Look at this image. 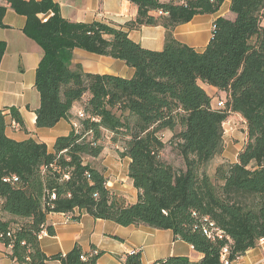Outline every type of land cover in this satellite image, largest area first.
<instances>
[{
	"label": "trees",
	"instance_id": "1",
	"mask_svg": "<svg viewBox=\"0 0 264 264\" xmlns=\"http://www.w3.org/2000/svg\"><path fill=\"white\" fill-rule=\"evenodd\" d=\"M125 1L138 15L124 27L68 22L54 0H6L8 6H0V28L10 7L27 18L24 34L44 53L35 73L36 127L71 122L77 104L85 115L51 152L44 142L10 138L7 116L28 130L16 107L9 114L0 109V243L15 264H96L101 253L85 256L79 245L65 255L47 256L41 249L40 235H55L49 215L76 211L123 227L170 230L204 255L199 262L171 256L154 264H222L225 247L236 262L264 239V0H232L235 19L215 21L203 53L177 41L174 30L197 15L217 13L225 0ZM50 12L47 21L40 18ZM158 26L166 29L162 51L130 38L131 31ZM75 49L121 60L135 75L86 73L71 64ZM5 51L0 42V66ZM201 84L225 92V107H213ZM233 115L246 122L247 140L237 161L218 167L212 179L207 166L222 152L224 125ZM168 132L185 170L163 157ZM121 136V157L131 160L128 177L138 191L134 204L110 190L105 172L93 164ZM206 219L224 232L222 239L204 234ZM120 262L143 264L141 252Z\"/></svg>",
	"mask_w": 264,
	"mask_h": 264
},
{
	"label": "crops",
	"instance_id": "2",
	"mask_svg": "<svg viewBox=\"0 0 264 264\" xmlns=\"http://www.w3.org/2000/svg\"><path fill=\"white\" fill-rule=\"evenodd\" d=\"M40 1V0H38ZM60 6L61 16L68 22L93 23L101 22L117 27H124L138 15L137 8L125 0H54ZM232 0H225L224 5L215 14L197 15L194 19L175 28L177 41L203 53L213 37L214 23L219 18L234 20L230 11ZM0 6H8L6 0H0ZM46 18L53 16L50 12ZM27 18L17 14L8 7L4 19L5 28H0V42L6 44V51L0 66V109L9 114L10 108L16 107L25 122L28 133L20 130L7 116V135L17 141L33 139L44 142L52 152L58 137L71 133L75 123H79L78 113L81 104L72 109V120H62L54 128L38 129L36 127V111L40 106V96L35 87L36 72L43 58L42 48L24 34ZM130 38L143 48L162 51L165 46L166 29L164 27H143L139 31H131ZM72 65L80 64L84 72L99 75H112L124 79H132L135 70L115 58L99 56L81 49H75ZM202 88L213 98V107L223 100L227 94L213 87L201 84ZM220 97V99H218ZM218 101L215 103V100ZM226 101V98H225ZM245 145V144H244ZM243 148V147H242ZM241 148V150H242ZM116 149H119L118 147ZM240 150V151H241ZM115 149L108 147L98 161H102L108 170L105 176L109 179V188L119 196H125L129 203L138 199V191L128 177L130 159L114 157ZM237 159L232 162L235 163ZM124 166L123 169L120 167ZM75 220V217H79ZM54 227L55 235L44 234L40 237L42 251L47 256L67 254L79 245L85 256L94 250L101 253L96 264H120L121 259L134 250L140 251L143 264H154L157 260L171 256H183L191 262H199L204 255L191 245L175 238L172 231L156 230L148 227H123L114 222L96 220L85 213L76 211L74 215L52 214L48 217ZM7 248L0 243V264H15L7 256ZM48 264H61L52 261ZM235 264H264V243L246 252Z\"/></svg>",
	"mask_w": 264,
	"mask_h": 264
},
{
	"label": "rangeland",
	"instance_id": "3",
	"mask_svg": "<svg viewBox=\"0 0 264 264\" xmlns=\"http://www.w3.org/2000/svg\"><path fill=\"white\" fill-rule=\"evenodd\" d=\"M225 98V95H223L222 101L225 102ZM218 99H220V97H218ZM218 99L215 100V103L218 101ZM224 127V148L222 152L217 155L214 160L207 166V172L212 177V179H215L216 170L218 167L229 165L237 159L241 148L244 147V144L247 140V125L240 115L231 116L230 120L224 125ZM172 137V134L169 132L165 133L164 136H162L163 140H165V142L167 143L166 149L163 152V157L166 161L175 166L176 169L185 170L186 167L182 157L179 155V152H177L175 146L171 144ZM117 140H119L118 144L109 142L111 146H114L113 148L115 149V152L113 155L116 158V161H118L119 158H124L121 157V153L123 152L125 145V139L122 136ZM117 147L119 148V150L116 149ZM93 164L100 167L104 172L108 170L107 168H104V166L102 165V161H94ZM123 167L124 166L120 168L124 171L125 168Z\"/></svg>",
	"mask_w": 264,
	"mask_h": 264
},
{
	"label": "built area",
	"instance_id": "4",
	"mask_svg": "<svg viewBox=\"0 0 264 264\" xmlns=\"http://www.w3.org/2000/svg\"><path fill=\"white\" fill-rule=\"evenodd\" d=\"M47 16L46 15H41L40 16V18L43 20V21H47L48 20V18H46ZM216 108H219V109H221V108H224L225 107V102L224 101H219L217 104H216V106H215ZM78 120H80V119H83V118H85V115H84V113H83V111H81V112H79L78 113ZM14 125H17L16 123H14ZM74 127L76 128V129H78V127H79V123L77 122V123H75V125H74ZM206 222H208V220L206 219ZM203 232H204V234L209 238V239H212V240H215L216 238H223V236H224V232H222V231H220V230H218V228H216L215 227V225L213 224V223H210V222H208V223H206V225L204 226V229H203ZM46 235L47 233L46 232H43L41 235H40V237L42 236V235ZM264 243V239H262V240H260V245L261 244H263ZM137 252H139V251H133L132 253H137ZM99 254V251H97V250H95L94 252H93V255H95V256H97ZM229 256H230V250H229V248L228 247H225L223 250H222V253H221V262H222V264H235V262H233V261H231L230 259H229ZM239 260V259H238ZM236 262H237V260H236Z\"/></svg>",
	"mask_w": 264,
	"mask_h": 264
}]
</instances>
